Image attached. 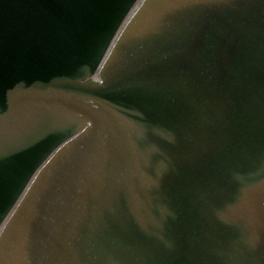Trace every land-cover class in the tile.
Returning a JSON list of instances; mask_svg holds the SVG:
<instances>
[{"label": "water", "instance_id": "obj_1", "mask_svg": "<svg viewBox=\"0 0 264 264\" xmlns=\"http://www.w3.org/2000/svg\"><path fill=\"white\" fill-rule=\"evenodd\" d=\"M137 1L0 0V264H264V0Z\"/></svg>", "mask_w": 264, "mask_h": 264}, {"label": "bare ground", "instance_id": "obj_2", "mask_svg": "<svg viewBox=\"0 0 264 264\" xmlns=\"http://www.w3.org/2000/svg\"><path fill=\"white\" fill-rule=\"evenodd\" d=\"M136 7V6H135ZM135 9V8H134ZM134 11V10H133Z\"/></svg>", "mask_w": 264, "mask_h": 264}]
</instances>
